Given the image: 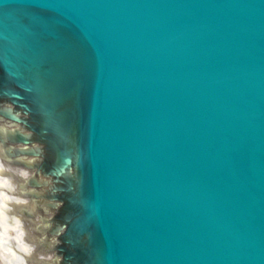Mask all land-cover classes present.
<instances>
[{
  "label": "water",
  "instance_id": "95a60500",
  "mask_svg": "<svg viewBox=\"0 0 264 264\" xmlns=\"http://www.w3.org/2000/svg\"><path fill=\"white\" fill-rule=\"evenodd\" d=\"M0 264H264V0H0Z\"/></svg>",
  "mask_w": 264,
  "mask_h": 264
}]
</instances>
